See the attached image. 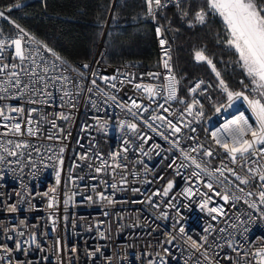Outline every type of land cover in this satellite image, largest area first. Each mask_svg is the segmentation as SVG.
Here are the masks:
<instances>
[{
    "label": "built area",
    "instance_id": "built-area-1",
    "mask_svg": "<svg viewBox=\"0 0 264 264\" xmlns=\"http://www.w3.org/2000/svg\"><path fill=\"white\" fill-rule=\"evenodd\" d=\"M177 2L178 0H166L165 8L176 6ZM147 18L156 28H162L163 36L168 41L166 46L170 48L173 72L179 81L177 94L182 99L181 82L174 69L173 49L169 36L163 27L156 23V20ZM9 20L19 24L10 17ZM15 34L16 29L12 24L0 18V40H4L7 44L9 37ZM157 39L159 61L157 67L152 69L141 70L128 62L119 66L105 64L104 57L107 49L104 40L99 43L90 60L76 63L67 61V63L72 68H80L81 65L88 64L90 67L84 70L86 72L94 71L99 76H116L117 80L112 81L117 85L115 89L104 85L98 77L94 78L108 96L116 97L117 102H128L130 107V100L136 99L138 103L148 105L150 102L146 94L142 90H137L135 85L165 83L163 77L167 73L162 66L163 49L159 43L160 37L157 36ZM29 47L35 48L36 45L30 44ZM13 53V48L5 46L4 51L0 53V58L4 63H15ZM30 64L31 61H28L27 65ZM150 72L161 73V78L153 79L147 76L146 74ZM129 74L135 77L131 83L128 82ZM200 80L203 79L196 80L192 86ZM203 81L211 83L209 80ZM83 83L91 86L87 80ZM59 87L60 85L57 84L56 88L51 89L54 98H47V103L44 102L45 98H38L30 93L23 98L0 102L23 107L25 117H27L28 109H37V112L33 113L32 125L34 130L38 129L36 135L0 137V142L5 140L26 141L30 145L26 149L19 150L24 153L23 156L7 157L10 161L18 160V162L0 164V244H7L8 247L14 248V242L18 239L26 250L13 251L11 264H149V261L161 264V257L166 260L167 264H213V261H218V264H260V257L255 253L264 248V218L249 209L244 201L258 199L255 195L249 197L247 193L251 191L255 194L259 184L262 183L258 179V173L264 170V159L253 157L255 163L250 160L246 164L242 163L241 166L233 165L227 159V154L223 152V149L216 146L210 138V132L218 131L226 122L235 119L239 114H243L250 124L256 126L245 102L237 101L239 114H236L233 107L227 108V99L216 105L212 94L214 87L210 88L205 95H190L191 100L187 101L190 103L195 98L199 99L203 105V116H196L195 112L193 116L184 115L185 121H193L191 127H194L196 132L192 133L189 129L183 131L187 135L198 137L200 143H205L217 153L213 158H204L208 161L209 169L219 167L223 158L225 164L235 168L242 178L255 176L249 184H241L231 174L226 173L228 182L225 186L229 189L230 197L240 196L241 199L239 201L230 200L229 204L225 205L227 215L218 217L214 221L206 210H201V198L194 197L190 202L184 195H180L188 184L183 178L175 176L172 169L165 167L168 161H162L163 156L171 158L179 156V153L167 151L170 146L158 132L150 131L140 123L142 132L152 138L148 144L144 145L147 152L145 155L136 150L140 141L133 137V133L127 127L120 126L121 121L127 123L133 120L127 108L117 107L116 102L110 99L105 102L104 95H93L92 99L97 101L98 108L101 109L98 111L91 106L88 100L89 94L86 92L75 98V108L68 104L60 106L59 97L62 92L57 91ZM251 87L249 85L248 91H251ZM68 88L72 90L71 85ZM205 96L210 98H205ZM30 99H39L40 102L32 104L28 102ZM68 99L65 97V100ZM157 103H164V100L157 97L156 101L151 103L150 112L156 110ZM242 104H245L248 111L242 107ZM165 107L176 114L170 117L173 122L180 119V114L184 112V105L178 101H169ZM216 107H221L220 113L215 111ZM241 108L244 109L243 112ZM61 113L69 115L70 119H57ZM149 114L145 113V116ZM159 114L168 115L162 113V110H159ZM12 115L17 116L16 113ZM52 120H55L56 128L52 127ZM159 123L156 121L155 125ZM4 131L6 129L0 127V132ZM158 131H164V129L160 128ZM49 135L58 137V139L49 140L47 138ZM126 139L130 140L129 151L122 153L119 162L126 163L127 170L117 169L114 179L111 168L97 174L95 168L100 165V158L102 157L111 165L113 163L111 154L121 152ZM182 143L187 147L192 142L182 140ZM154 144L161 146L160 156L150 150ZM60 147H64L62 168L58 165L55 155L59 154ZM29 153H31L30 159ZM84 153H87V159L81 160L79 157ZM0 154L4 153L0 152ZM49 156L52 159H49ZM89 164L92 167H89ZM145 167L153 169L154 174L146 172ZM250 168L255 171L250 172ZM57 171H59L60 178L58 184ZM181 171L184 170L181 169ZM121 175L127 176L129 181L127 185L120 184ZM161 175L164 179L155 181V177ZM81 177L84 179H80ZM147 180L155 182L147 184ZM169 180L175 181V187L169 197L162 195L153 197V201L160 204L159 208L152 207L147 202L134 203L133 201L145 200L146 196L134 194L128 190L139 188L141 192L150 194L157 188L162 189ZM101 181H107L108 184L117 183V190L106 188ZM85 185H88L87 190H85ZM92 185H97V192H104L105 196L112 198L113 203L109 204L107 200L100 199L96 192L91 191ZM51 189L55 191L51 192ZM201 190L207 191L203 188ZM73 193L78 194L73 195ZM81 193L91 195L93 200L84 201ZM172 196H176V200L173 201L176 207H165L163 202ZM50 198H53V208L48 207ZM214 199L218 204L224 203L219 197ZM232 203H235L234 208L231 206ZM12 205L16 206L15 212L9 210ZM213 206L215 205L209 204V207ZM163 212L168 213L167 218L162 216ZM53 220L56 222L55 225L52 223ZM177 220L180 221L179 224L176 223ZM181 225L185 229L184 234L178 231ZM210 225L212 226L211 231L206 232L205 229H208ZM20 232H23L22 236ZM170 233L175 236V239L171 244H167L165 241L169 239ZM8 236H12L13 239H7ZM33 236H35V243L32 240ZM205 236L208 238V243L205 245L208 249L207 260L202 254L203 249L196 252L190 246L192 240L198 244L202 243ZM57 239L61 241L59 250L56 244ZM73 247L77 249L75 253L70 251ZM97 248L100 251L96 252L95 256H91L90 253L95 252ZM165 248L168 249L167 254L164 253ZM0 255L4 254L0 253ZM0 264H9V259L6 257L0 260Z\"/></svg>",
    "mask_w": 264,
    "mask_h": 264
},
{
    "label": "snow or ice",
    "instance_id": "snow-or-ice-1",
    "mask_svg": "<svg viewBox=\"0 0 264 264\" xmlns=\"http://www.w3.org/2000/svg\"><path fill=\"white\" fill-rule=\"evenodd\" d=\"M144 4L146 5L145 15L153 20L156 19L159 11L167 6L166 0H144ZM176 6L180 7L183 17L187 18L191 15V19L194 23L203 25L208 22L210 15H218L222 19L226 30V36L222 40H217V43L227 46L234 52L237 56V63L244 70L252 86L251 91H248L249 85H245L244 81H241L240 83L244 86V90H230L229 86L222 78L221 71L217 69L216 64L207 53L206 49L195 51V61L207 64L215 74L217 81L215 87L226 95L227 108L233 107L237 101L242 100L251 109L256 119V126L254 127L248 122L245 116L241 114L235 119L226 122L218 131L210 132L211 140L216 146L223 149V152L227 154V159L230 160L233 165L241 166L242 163L246 164L250 160L255 163L252 159L253 157L264 159V0H203V3L199 5L196 0H192V3L187 9L184 6L183 0H178ZM20 7V0H16L12 7L7 8L6 11L11 12L12 8L18 9ZM0 18L12 24L16 29L15 36H10L7 44L4 40H0V53L4 51L5 46L11 47L14 49L13 60L16 61L15 63H4L2 58H0V102L8 99L23 98L26 94L30 93L32 96L45 98L44 102L47 103V98L53 97L51 89L56 88L57 84H59L60 87L57 91L62 92V95L59 97L61 101L60 106L68 104L75 108V98L86 92L89 94L88 100L91 106L100 111L101 109L98 108L97 101L92 99V97L93 95H104L106 97L105 102H107L108 99L116 102L117 107L121 109L127 108L128 114L133 117V120L127 123L121 121L120 126L122 128L127 127V129L133 133V137L140 141V144L137 145V151L147 155L144 145L148 144L149 140L152 139L147 133L142 132L140 127V123H142L143 126L147 127L150 131L158 132L161 138L169 144L170 147L167 151L179 153V156H172L171 158L163 156L162 161H168L165 167L172 169L175 176L183 178L186 184H188V187H186L180 195H184L190 202L194 197L201 198V210H206L212 220L215 221L218 217L227 215L225 205L229 204L230 200L239 201L241 199L240 196L230 197L229 189L225 186L228 182L226 173L231 174V176L235 177L241 184H249L255 176L242 178L235 168L225 164L223 158L220 161L219 167L209 169L208 161L204 158H213L217 153L214 152L213 148L206 146L205 143H200L198 137L187 135L183 131L184 129H189L192 133L196 132V129L191 127L193 121H185L184 115L193 116L195 112L196 116H203V105L199 99L193 98V100L188 103L184 99L178 97L177 85L179 81L173 72L170 48L166 46L168 41L164 38L161 27L156 28V33L157 36L160 37L159 43L163 49L162 66L167 73L163 77L165 83L162 85L136 84V89L142 90L150 103L144 105L138 103L136 99H131V106L129 107L128 102L120 103L116 101L115 96H108L101 85L97 83V79L94 78L98 77L104 85L115 89L117 85L112 81L117 80L116 76H99L98 73L94 71L86 72L84 70H88L90 67L88 64H83L80 68H72L54 48L39 41L21 25L9 20V17L5 14V10H0ZM30 44H35L36 47L30 48ZM38 60L39 62H37ZM28 61H31L30 65H27ZM129 75L130 79L128 82L131 83L135 77H132L131 74ZM146 75L153 79L161 78V73L158 72H150ZM85 80L89 82L91 85L90 87L83 83ZM121 83H123V81H121ZM69 85H71L72 90H69ZM213 87L214 85L211 83L200 80L188 89V93L193 96L205 95L208 93V90ZM165 92L166 95H164ZM253 93H255V95H253ZM65 97L69 99L65 100ZM157 97L162 98L164 103H157L156 110L150 112L151 103L155 102ZM205 98L210 97L205 96ZM169 101H178L184 105V112L180 114V119H177L175 122H173L170 117L176 114L170 112L168 107H165V104ZM28 102L36 104L39 103L40 100L30 99ZM159 110H162V113H167L168 115L159 114ZM215 111L220 113L221 107H216ZM24 112L25 109L23 107L0 103V121H3V123H0V127L6 129V131L0 132V137L9 135L22 136L25 134L31 136L37 134L38 129L34 130L32 127L33 113L37 112V109H28L27 117L23 115ZM12 113H16L17 116L12 115ZM145 113L150 114L145 116ZM57 119L69 120L70 116L61 113ZM156 121L160 123L155 125ZM22 124L24 125L23 130ZM51 124L53 128L57 127L55 120H52ZM160 128H163L164 131H158ZM47 138L49 140L58 139V137H54L53 135H49ZM182 140L192 143H189L188 146L185 147ZM129 145L130 140L126 139L124 140V146L121 152H114L111 154V159L113 161L111 165L101 157L100 165L95 168L96 173L99 174L106 171L107 168H111L114 179L117 169L126 171L128 165L126 163H120L119 160L122 153H127L129 151ZM28 147H30V145L26 141L14 142L13 140H5L0 142V152L4 153L0 154V164L18 162V160L10 161L7 157L19 158L24 155V153L19 150ZM150 150L155 151L157 156L161 155V146L159 144L152 145ZM35 151H39V149H35ZM49 151H51V149H49ZM63 152L64 147H60L59 154H55L56 161L61 168L64 163L62 156ZM28 157L29 159L31 158V153L28 154ZM79 158L81 160L87 159V153H84ZM49 159H52V157L49 156ZM124 159H126V157H124ZM139 162L143 163V161ZM89 167H92V165L89 164ZM181 169L184 171H181ZM189 169H191V171H188ZM145 171L154 174V170L148 167H145ZM249 171L254 172L255 170L250 168ZM133 175L135 174L133 173ZM205 177H207V179H205ZM80 179L84 178L81 177ZM92 179H96V177H92ZM163 179V175L155 177V181ZM258 179L262 183L259 184L257 192L255 194L251 191L247 193L249 197L255 195L258 199L245 200L244 203L247 204L249 209L255 213H259L261 217L264 218V170L258 173ZM155 181L147 180L146 183L152 184ZM59 182V171H57V184ZM101 183L105 184L106 188L117 190V183L115 182L108 184L107 181H101ZM128 183L127 176L121 175L120 184L127 185ZM84 187L85 190L88 189V185ZM97 187V185H92L91 191L96 192V195L100 199L107 200L109 204L113 203L112 198L105 196L104 192H97ZM174 187L175 181L169 180L162 189L157 188L150 194L141 192L139 188H131L128 190L134 194L146 196L145 200L133 201L134 203L147 202L152 207L159 208L160 204L154 202L153 197L161 195L169 197ZM202 188L207 191H202ZM50 191L54 192L55 189H51ZM241 191H243V189H241ZM76 194L78 193H73V195ZM44 195H48V193H44ZM81 195L84 201L91 202L93 200L91 195H83L82 193ZM215 197H219L224 203L218 204L214 199ZM175 200L176 196H172L163 203L165 207L175 208L176 205L173 203ZM210 203L215 206L209 207ZM53 206V198H50L48 207L53 208ZM231 206L234 208L235 203H232ZM9 210L15 212L17 209L15 205H12ZM162 216L167 218L168 213L163 212ZM52 223L55 225V220H53ZM176 223L179 224L180 221L177 220ZM211 227L210 225L205 231L210 232ZM178 231L180 234H184L185 229L181 225ZM221 231H223V229H221ZM19 234L22 236L23 232ZM7 239L12 240L13 237L8 236ZM174 239L175 236L170 233L169 239L166 240L165 243L171 244ZM32 240L33 243H35V236L32 237ZM189 240H191L190 237ZM60 243L61 241L57 239L56 244L58 250ZM207 243L208 238L205 236L203 237L202 243L198 244L196 241L192 240L190 246L194 248L196 252H200L201 249H203L202 254L207 260L208 249L205 247ZM37 247L39 248V245H37ZM13 251L22 252L26 250L23 248L22 242L18 239L14 242V248L8 247L7 244H0V253L4 254L0 255V260H4L7 257L9 259V264H11ZM70 251L75 253L77 249L73 247ZM99 251L100 249L97 248L95 252L90 253V255L95 256V253ZM233 251H235V249H233ZM164 253H168L167 248L164 249ZM255 255L260 257V264H264V248L257 251ZM149 264H155V261H149ZM161 264H167L163 257H161ZM213 264H218V261H213Z\"/></svg>",
    "mask_w": 264,
    "mask_h": 264
},
{
    "label": "trees",
    "instance_id": "trees-1",
    "mask_svg": "<svg viewBox=\"0 0 264 264\" xmlns=\"http://www.w3.org/2000/svg\"><path fill=\"white\" fill-rule=\"evenodd\" d=\"M15 2L0 0V10H5L7 16L70 63L90 60L104 40L107 49L104 63L107 65L128 62L141 70L158 65L156 27L145 15L144 0H20V8L7 12ZM196 2L199 5L203 0ZM183 3L187 9L192 0ZM155 20L171 41L181 96L187 94L196 80L217 84L210 66L194 59L195 51L200 49H206L230 90H243L241 80L248 84L234 52L217 43L226 36L218 15H210L208 22L202 25L194 23L191 15L183 17L180 7L172 6L161 9ZM212 94L217 105L226 100V95L217 87ZM242 107L248 111L245 104ZM250 117L255 122L251 112Z\"/></svg>",
    "mask_w": 264,
    "mask_h": 264
},
{
    "label": "rangeland",
    "instance_id": "rangeland-1",
    "mask_svg": "<svg viewBox=\"0 0 264 264\" xmlns=\"http://www.w3.org/2000/svg\"><path fill=\"white\" fill-rule=\"evenodd\" d=\"M199 63H203V62H199ZM213 73V72H212ZM213 75H214V73H213ZM246 75V74H245ZM215 76V75H214ZM246 81H247V83H248V85H250V81H249V79H248V77L247 76H245V77H243ZM210 81V80H209ZM212 83V85H214V82L212 81L211 82ZM251 86V85H250ZM218 89V88H217ZM215 90V85H214V88L212 89V93H213V91ZM219 91V90H218ZM182 97V99H184L186 102L188 101H190L191 100V96L189 95V93L187 92V94L186 95H184V96H181ZM243 102V101H242ZM215 104H216V101H215ZM217 105V104H216ZM254 117V116H253ZM252 119V118H251ZM253 121V120H252ZM254 123H256V119H255V117H254Z\"/></svg>",
    "mask_w": 264,
    "mask_h": 264
},
{
    "label": "bare ground",
    "instance_id": "bare-ground-1",
    "mask_svg": "<svg viewBox=\"0 0 264 264\" xmlns=\"http://www.w3.org/2000/svg\"><path fill=\"white\" fill-rule=\"evenodd\" d=\"M247 105V104H246ZM247 107H248V105H247ZM233 108L235 109V111H236V114H239V111H237V102L233 105ZM248 109H249V111L251 112V114L253 115V113H252V111H251V109L248 107ZM239 115H241V114H239ZM238 115V116H239ZM254 116V115H253ZM255 117V116H254Z\"/></svg>",
    "mask_w": 264,
    "mask_h": 264
},
{
    "label": "water",
    "instance_id": "water-1",
    "mask_svg": "<svg viewBox=\"0 0 264 264\" xmlns=\"http://www.w3.org/2000/svg\"><path fill=\"white\" fill-rule=\"evenodd\" d=\"M106 35V34H105ZM244 111V109L243 108H241V112H243Z\"/></svg>",
    "mask_w": 264,
    "mask_h": 264
}]
</instances>
